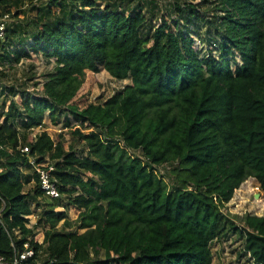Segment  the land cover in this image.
<instances>
[{"label": "trees", "instance_id": "trees-1", "mask_svg": "<svg viewBox=\"0 0 264 264\" xmlns=\"http://www.w3.org/2000/svg\"><path fill=\"white\" fill-rule=\"evenodd\" d=\"M25 1L0 0L2 13L24 16L0 40V66L33 53L55 64L39 95L0 84V255L29 242L24 264H213V243L236 235L241 254L264 264V216L237 222L224 210L249 177L264 192V0H213L218 39L202 56L191 29L200 3ZM101 69L131 83L104 102L74 101ZM47 112L85 155L61 132L32 134ZM47 155L58 198L29 161ZM34 202L39 234L28 226Z\"/></svg>", "mask_w": 264, "mask_h": 264}, {"label": "rangeland", "instance_id": "rangeland-1", "mask_svg": "<svg viewBox=\"0 0 264 264\" xmlns=\"http://www.w3.org/2000/svg\"><path fill=\"white\" fill-rule=\"evenodd\" d=\"M48 0H34L36 4L47 3ZM164 0L160 3V6L163 9V12L166 11V7H169L171 1ZM194 3H200V17L201 19L194 23L191 26L192 34L196 37V43L200 48L201 56L206 53V50L209 47V43L214 42V39H218L216 34L215 27L208 22V19L216 12L213 10L214 4L213 0H190ZM30 0H26L25 3L28 5L24 7L26 9L30 8ZM173 2V0H172ZM16 10L13 9L12 13H15ZM30 15H35L36 10L30 9ZM177 14H174L175 17ZM24 16L21 15L18 18L22 19ZM18 18H13L12 21ZM157 20V19H156ZM157 23L159 21L157 20ZM210 29V30H209ZM212 38H209V36ZM213 39V40H212ZM27 47V46H26ZM236 57L241 60L240 55L236 52ZM55 64V59L53 58L50 61H47L40 55L32 54L30 58H23L20 62L16 63H6L4 66H0V69H3L5 72L4 77L0 78V84L3 86L15 85L20 88L25 87L28 91L34 92L35 95H39L38 91L41 89L42 84L46 79L48 72L53 70ZM27 82L26 84H23ZM36 83V84H35ZM130 79H117L113 77L106 69H101L99 72L89 71L87 73L86 81L82 88L80 89L78 95L74 101L83 103L88 101L93 102H104L110 96H112L116 91L122 90L126 85L130 84ZM37 92V93H36ZM18 99V96H16ZM9 103V102H8ZM71 117V116H70ZM3 120V117L0 116V122ZM63 118L59 120L58 123H54L48 112L45 115L44 128L43 131H47L53 138H56V133L61 132L65 139L68 141V144L77 145V154L85 155L86 150L83 149L84 145L78 143L76 139L73 138L71 134L72 128L65 127V124L62 122ZM71 122L73 128L75 126L81 125L80 122L76 121L71 117ZM85 125V124H84ZM86 127V126H85ZM137 154V152H135ZM138 155V154H137ZM167 167H160V171L166 173ZM26 173V171H25ZM166 175V174H165ZM167 176V175H166ZM170 183V178H166ZM35 185V182L26 184L25 191ZM33 214L29 216L30 222L28 226H36L38 234L42 233L43 227L38 225V219L41 214V208L36 205V202L32 203ZM64 207H57L56 210H63ZM224 210L236 219L237 222L241 221L242 217L247 213L255 214L259 216H264V192L260 189L259 183L255 177H249L246 179L239 188L234 192L233 198L226 204ZM80 210L74 208L68 209V216L71 221L76 222L79 217ZM61 221L58 227H62ZM77 227V224L73 228ZM83 232V230H81ZM40 241L44 240V236L40 234ZM244 248V240L239 239L236 235L231 236L228 240H217L213 243L212 249L214 252V261L213 264H253L249 260L248 255H242V249Z\"/></svg>", "mask_w": 264, "mask_h": 264}, {"label": "built area", "instance_id": "built-area-1", "mask_svg": "<svg viewBox=\"0 0 264 264\" xmlns=\"http://www.w3.org/2000/svg\"><path fill=\"white\" fill-rule=\"evenodd\" d=\"M162 1V0H157ZM161 3V2H160ZM12 22V15L9 12L2 13L0 11V40L5 38L6 29L9 23ZM44 127H38L33 131V135L36 136L37 133L43 131ZM23 152L30 153V148L24 146L22 148ZM38 157L30 156L29 161L32 164L35 172L38 174L40 186L44 193L50 197H61L62 194L58 188V180L54 175L55 166L50 162L49 155H47L43 160H37ZM1 171V168H0ZM30 216V215H29ZM28 216V217H29ZM43 243V241H40ZM35 255V248H33L29 242L24 244V249L21 251H15L11 257H6L0 255V264H24L29 258Z\"/></svg>", "mask_w": 264, "mask_h": 264}]
</instances>
